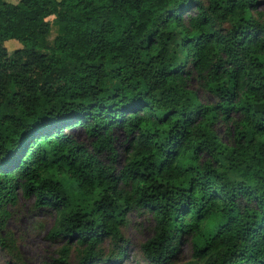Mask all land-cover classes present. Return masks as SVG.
Wrapping results in <instances>:
<instances>
[{
	"label": "trees",
	"instance_id": "1",
	"mask_svg": "<svg viewBox=\"0 0 264 264\" xmlns=\"http://www.w3.org/2000/svg\"><path fill=\"white\" fill-rule=\"evenodd\" d=\"M259 5L0 0V232L21 191L57 211L50 235L78 243L86 263L105 261L107 238L117 245L106 261L124 258L122 227L138 211L155 221L141 245L149 264H264ZM117 130L129 153L120 169ZM184 238L193 257L175 262Z\"/></svg>",
	"mask_w": 264,
	"mask_h": 264
},
{
	"label": "rangeland",
	"instance_id": "2",
	"mask_svg": "<svg viewBox=\"0 0 264 264\" xmlns=\"http://www.w3.org/2000/svg\"><path fill=\"white\" fill-rule=\"evenodd\" d=\"M18 3L20 0H7ZM258 11L264 12V0H260ZM51 24V31L48 41L53 42L56 36L61 33L60 25L55 21V16L48 18ZM10 51L22 47L17 40L6 42ZM190 87L197 90L203 102L208 101V96L202 88L199 80L194 77L190 80ZM222 131V127L220 128ZM78 141L85 142L91 146V140L81 129L72 132ZM222 138L228 140L224 131ZM115 145L118 152L117 168L120 169L127 161L129 153L127 148V137L117 130L115 132ZM102 159L109 161L106 153ZM10 213L5 228L0 232V237L5 240V246L0 245V264H62L66 251L65 246L70 248L68 253V264H149L142 253L141 245L154 234L155 221L146 212L133 211L129 213L126 225L122 227L124 239L127 244L126 256L118 262L106 261V258L116 251L117 243L107 238L102 243L104 262L95 259L83 262V247L68 237L50 235V231L56 223L58 214L53 208L37 209L34 196H25L19 192V199L16 205L7 206ZM118 245H121L118 243ZM175 262H187L193 257V243L191 239H182L175 250ZM100 262V263H99Z\"/></svg>",
	"mask_w": 264,
	"mask_h": 264
}]
</instances>
